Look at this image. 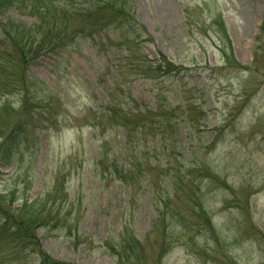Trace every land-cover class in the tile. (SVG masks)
Instances as JSON below:
<instances>
[{
	"label": "rangeland",
	"instance_id": "1",
	"mask_svg": "<svg viewBox=\"0 0 264 264\" xmlns=\"http://www.w3.org/2000/svg\"><path fill=\"white\" fill-rule=\"evenodd\" d=\"M11 1L17 7L5 17L27 26L37 22L29 10L37 0ZM132 3L151 39L141 51L153 61L165 57L178 69L170 77L159 71L143 78L131 75L120 89L153 120L164 112L170 116L168 145L175 153L168 160L180 175L167 173L164 163L159 168L142 164L136 172L142 184L131 190L107 175L124 132L110 130L108 145L100 147L102 135L82 126L81 117L113 87L116 61L91 41H80L29 68L40 81L61 89L62 100L69 95L71 114L63 108L67 126L36 131L38 145L18 155L13 166L0 167V192L28 188L26 195L34 198L51 189L52 176L63 178L73 208L60 215L70 211L77 223L68 220L66 227L39 235L42 248L58 261L264 264V0ZM225 37L233 48L231 59L221 51ZM9 101L18 107L20 97ZM196 162L209 164L213 172L194 168ZM150 184L156 186L157 202L151 201ZM174 188H180L178 194L168 196L160 209L165 213H159V196ZM197 204L203 208L199 215ZM122 240L137 241V246L125 252ZM163 240L170 243L165 249ZM23 255L27 261L36 256L30 250Z\"/></svg>",
	"mask_w": 264,
	"mask_h": 264
},
{
	"label": "trees",
	"instance_id": "2",
	"mask_svg": "<svg viewBox=\"0 0 264 264\" xmlns=\"http://www.w3.org/2000/svg\"><path fill=\"white\" fill-rule=\"evenodd\" d=\"M15 7L11 0H0V166L11 167L18 163V155L33 150L38 145L36 131L58 132L67 126L63 108L66 114H71L69 95L62 100L61 89L34 77L29 69L32 63L50 52L91 41L99 52L104 56L109 54L116 61L113 87L100 95L98 106L88 107L81 117L85 120L82 126L102 135L100 147L108 145L106 134L110 130L124 132L123 143L117 144L118 155L113 156L106 168L107 175L114 174L113 180H119L130 190L142 184L139 173L136 174L142 164L159 168L164 163L167 173L174 170L180 175L179 167L174 168L168 160L175 153L168 145L166 129L170 116L164 112L153 120L149 110L140 108L135 101L133 104L131 95L120 89L131 75L143 78L159 71L170 77L178 69L165 57L153 61L141 51L151 39L136 19L132 0H37L29 9L37 18L32 26L5 17ZM231 56L230 53L228 58ZM12 95L20 97L18 107L9 101ZM99 161L102 163L103 159ZM208 166L196 162L194 168L213 172ZM100 172L103 174V169ZM50 185V190L34 198L26 195L28 188L0 192V264H71L53 259L40 244V231L66 227L64 222L68 220L77 223L70 211L60 215L64 209L73 208V204H67L69 193L63 178L58 174L52 176ZM148 188L151 201L157 202L156 186L150 184ZM179 189L167 190L165 198L159 196L163 202V206L157 207L159 213H165L160 210L166 207L165 199L176 196ZM17 200L20 204L15 206ZM197 208L195 212L199 215L203 208L199 204ZM122 243L125 252L137 246V241L122 240ZM162 244L165 249L170 243L163 240ZM28 250L36 254L35 259H22Z\"/></svg>",
	"mask_w": 264,
	"mask_h": 264
}]
</instances>
